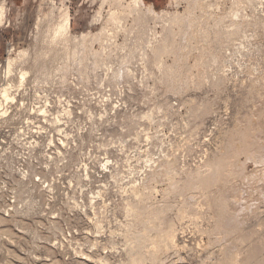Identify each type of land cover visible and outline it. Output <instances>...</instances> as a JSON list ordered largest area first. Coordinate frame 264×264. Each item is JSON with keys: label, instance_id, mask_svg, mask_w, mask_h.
<instances>
[{"label": "rangeland", "instance_id": "obj_1", "mask_svg": "<svg viewBox=\"0 0 264 264\" xmlns=\"http://www.w3.org/2000/svg\"><path fill=\"white\" fill-rule=\"evenodd\" d=\"M140 3L142 16H126L120 28L108 22L110 9L119 6L113 0H0V86L7 83L6 61L27 52L11 76L16 101L0 96V264H103L106 257L129 264L119 184L133 179L118 183L112 176L117 162L126 175L129 164L145 167L136 160L141 147L157 161L177 157L183 184L188 172L206 170L208 154L226 158L210 179L170 193L179 247L146 264H233L235 257L237 264H264V0ZM177 12L190 14L181 27L169 23ZM67 19L68 33L56 40L54 30ZM193 21L214 31L208 45L214 51L201 66L193 51L206 44L205 35L199 44L186 42ZM111 27L119 29L117 46H110L107 61L95 59L90 49L102 51L95 37ZM162 40L172 53L153 51ZM127 66L132 75L126 76ZM22 69L29 75L18 89ZM148 112L154 123L144 117ZM146 132L153 137L149 145ZM164 175L160 191L169 182ZM93 192L114 204L104 211L97 201L100 234L92 210L87 216L81 209ZM183 198L192 206L180 220Z\"/></svg>", "mask_w": 264, "mask_h": 264}, {"label": "bare ground", "instance_id": "obj_2", "mask_svg": "<svg viewBox=\"0 0 264 264\" xmlns=\"http://www.w3.org/2000/svg\"><path fill=\"white\" fill-rule=\"evenodd\" d=\"M122 1L123 0H113V2L118 3L119 6L117 5L118 7L116 9H114V8L110 9L111 13H110V17L108 20L109 23L116 25L120 28H121V25L123 24L122 21L126 16H133L134 14H136L135 16L140 18V16H142V13L144 11L143 5H142V3H140V0L139 1L135 0L134 6H129V7L122 6L121 5ZM198 4L200 6L199 8L201 10H203L201 3H198ZM110 7H111V5H110ZM188 10H190V8ZM210 10L215 11L216 9L210 7ZM148 13L151 14V16H154L155 18L158 17L157 13L152 8L148 9ZM232 13L235 17H237L238 14H237L236 10H233ZM185 15H186V17L190 16V14H188V15L185 14ZM184 16H182L178 12L174 15H171L169 17L170 25L171 26H179V27L183 26ZM220 18L223 19V16H221ZM3 21H4V11L1 8L0 9V25L3 24ZM194 21H193L194 26H191L189 29V33H188L189 34V40L188 41L186 40L187 44H189V43L191 44V43H193V41L195 43L199 44L200 41H199L198 37L200 35H205V36H203L204 38L203 37L202 38L204 39V42H206L205 45L203 44L202 46H197V47L194 46L195 51H193V52L197 54V56H195V64L198 66V65L202 64L203 59H205L206 56H208V53L210 54L211 51L213 50V48L210 50V46L213 47L212 43H211L212 41H210V36H211L212 30L209 27H205V28L202 27L201 28V26L199 24H195ZM142 22H143V19H142ZM191 22H189V23H191ZM222 22L223 21H221V20H217V26L222 24ZM190 25H192V23ZM116 26H115V28H116ZM233 26H236V25L233 24ZM69 29H70V20L67 19L63 24H60L54 30V38L57 40L58 36L67 34ZM141 32H142V30H141ZM212 32H213L212 34L214 35V31H212ZM164 33H166V32H164ZM170 33H171V31H170ZM206 33H207V35H206ZM234 33H233V36L235 35ZM117 34H119V29L114 31V29H112V27H111L110 29L109 28H103V30L100 32V34L96 35L95 41H98L100 43V47H101L102 51H95L93 49H90V51H92L93 54L95 55V59L100 58V60L102 59L103 61H107V59L109 57H111L110 46L117 44L116 41L112 42V40H114L117 37ZM209 34H210V36H209ZM142 35H143V33H142ZM171 37H173L172 34H171ZM220 37H221V35H220ZM228 38H229V36H228ZM168 43L169 42H167V40L166 41L162 40L161 42H158V44L153 45L152 49L155 53L159 54L160 56L170 54V53H172V49L169 48ZM174 43H175V41H174ZM223 44H224V42H223ZM208 45H210V46L208 47ZM226 47H227V45H226ZM26 55H27L26 51H21L17 55L16 58H9L6 61V67L3 71V76L6 79L7 83L0 86V96L7 103H10V102L13 103L16 101V95L12 94L14 84L11 81V78H12L11 76H13L17 62L20 61L22 58H25ZM215 55H217V54H215ZM209 56H211V55H209ZM217 57L214 56V59L216 60ZM145 58H146V55H144L142 60L144 61ZM1 69H2V63L0 62V77H1V73H2ZM60 71L64 76L63 77L64 82H66L67 77H68V73L70 72L69 65H65L64 67L61 68ZM125 74H126V76L132 75L133 71L131 69H129V67H128V68H126ZM28 75H29L28 71H25L23 69L20 71V84H19L18 89L25 86V82L27 81ZM119 75H121V74L120 73L116 74L117 79H118V77H120ZM47 103H49V101H47ZM69 104L70 103H68V105ZM6 113H7V111L2 113V116L6 115ZM144 117L147 118L151 123L155 122L154 121L155 117H154L153 112L146 113ZM143 136L145 138V141L148 143V145L153 141V137L150 135L149 132H146V134H144ZM134 140H135V143H137V144L140 143V141H142L139 138V136H137L136 139H134ZM122 145H123L122 146V152H126V150H124V147H125L124 143H122ZM138 152H139V150H138ZM140 152L141 153H138L136 155V160L141 162V163H145V165H146L145 167H142L139 171L138 167H132V164H129L130 166H129L128 175H126V174H122L121 167L118 165V162H117L114 165V169H115L116 174H113V176H112L113 179L116 180L118 183H121V182L123 183L124 181L131 179V178L133 179V181L130 182L131 183L130 185L120 186V184H119L123 204L125 206L124 209H125V213H126V219H127V223L122 224L123 228L127 229V232H126V234H124V233H122V234H124V236L127 238L126 239L127 246H126L125 250H126L128 260H129V264H146L149 260H150V262L151 261L156 262L161 256L164 257V254L168 253L169 250H171L172 248L174 249V248L179 247L178 237L180 235V230H178V228H177L176 221L172 220L169 217L170 212H171V206L169 204H167V200H168L169 196L171 195L170 193L179 191L180 189H182L185 186L186 187L188 186V187H190V189H193L192 187H194L196 184H202L199 182L202 180H205V179H210L209 178L210 176H208V175H211L214 171H217L218 168H220L222 165H224L225 159H226L224 157V155H222L223 152H217L216 154L214 153L211 155V157H210V154H208L206 157L205 165H204V168L206 170H202V169L199 170L198 169L196 171L188 172L187 173V181L183 184L180 180H178L180 178V172L176 166L177 157L173 156V158H171V157H168V155H164V158L162 160L157 161L153 157V154L149 148L142 150V147H141ZM110 163H111V161L107 160L106 165H109ZM128 163H129V161H128ZM82 167L87 172V176H89L88 165H82ZM103 169H104V167H103ZM106 169H107V166H106ZM137 170H138V173L136 172ZM163 175L166 179H168L169 182L167 184V188L163 189V191H160V189H159L161 187L160 179ZM161 194H163V198H162V201L160 202V201H158V197ZM93 195H94V197L90 200L89 205L81 204V206H82L81 209H83V210L85 209L84 213L87 216H88V214H87L88 207L90 208V210H92V212L94 213V218L91 220V222L94 223V225L96 226V229H97V233L100 234L104 227H103V223L100 219V216L97 212V201L100 200L102 202V204H103L102 208L104 209V211L113 207L114 204L112 202H109L108 199H106L105 194H101V193L97 194V193L93 192ZM180 202H181V205L178 208V211H179L178 218L180 220H183L189 214L188 209L190 206H192V201L189 198H183ZM139 224L141 226V231L138 229L136 230V228L138 227ZM179 224L181 225L182 223L180 222ZM181 230H183V229H181ZM112 234L115 235V232L113 231ZM83 255H85V254H83ZM85 256L89 258L88 255H85ZM232 260H233V264H237V258L236 257L232 258ZM160 262H162V261H160ZM101 263L111 264V262L109 261V259L107 257L103 258L101 260Z\"/></svg>", "mask_w": 264, "mask_h": 264}]
</instances>
